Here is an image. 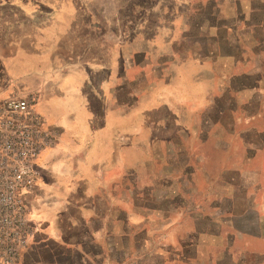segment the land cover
Masks as SVG:
<instances>
[{
  "label": "crops",
  "instance_id": "1",
  "mask_svg": "<svg viewBox=\"0 0 264 264\" xmlns=\"http://www.w3.org/2000/svg\"><path fill=\"white\" fill-rule=\"evenodd\" d=\"M10 98L52 138L15 264H264V0H0ZM195 181L198 251L131 248Z\"/></svg>",
  "mask_w": 264,
  "mask_h": 264
},
{
  "label": "built area",
  "instance_id": "2",
  "mask_svg": "<svg viewBox=\"0 0 264 264\" xmlns=\"http://www.w3.org/2000/svg\"><path fill=\"white\" fill-rule=\"evenodd\" d=\"M52 138L27 98H10L0 108V264L18 262L30 235L22 192L39 177L38 155Z\"/></svg>",
  "mask_w": 264,
  "mask_h": 264
},
{
  "label": "rangeland",
  "instance_id": "3",
  "mask_svg": "<svg viewBox=\"0 0 264 264\" xmlns=\"http://www.w3.org/2000/svg\"><path fill=\"white\" fill-rule=\"evenodd\" d=\"M190 186L191 187L188 190L189 206L192 211H188L187 213H185L186 217H183L181 213L177 212L172 214L164 213L162 214L163 216L161 214H157V216L161 215L162 217H157L155 219L156 232L153 238L148 239L147 236L146 238L143 237L140 241L141 244L131 243V248H133L135 251H140L145 254H151L150 256H152V258L150 259V261H157L158 258L154 256V253L160 254L163 251V247L167 246L171 250L172 254L177 253L176 251L178 250H181L188 255H192L194 252L198 251L197 249L188 251L186 250V248H184V243L188 239L191 240L193 238V235L198 232L195 221L198 222L199 225H201V222L197 220V212L194 211L197 207H199V199L196 193H199L197 191H200L201 187L197 185L196 181L193 183L190 182ZM179 200L180 199L177 198L176 202H178ZM167 223H171L169 224L170 226H167ZM143 259L144 260H141L140 262L141 264L145 261H149V259Z\"/></svg>",
  "mask_w": 264,
  "mask_h": 264
}]
</instances>
